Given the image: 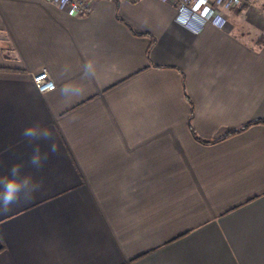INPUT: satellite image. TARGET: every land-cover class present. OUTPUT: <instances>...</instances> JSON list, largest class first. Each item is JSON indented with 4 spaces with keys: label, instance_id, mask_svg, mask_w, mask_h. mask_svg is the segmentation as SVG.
I'll return each mask as SVG.
<instances>
[{
    "label": "crops",
    "instance_id": "1",
    "mask_svg": "<svg viewBox=\"0 0 264 264\" xmlns=\"http://www.w3.org/2000/svg\"><path fill=\"white\" fill-rule=\"evenodd\" d=\"M221 13L196 33L161 0H0V174L42 182L0 215V264H264V0ZM190 123L256 124L204 144ZM44 128L58 152L34 172Z\"/></svg>",
    "mask_w": 264,
    "mask_h": 264
},
{
    "label": "built area",
    "instance_id": "2",
    "mask_svg": "<svg viewBox=\"0 0 264 264\" xmlns=\"http://www.w3.org/2000/svg\"><path fill=\"white\" fill-rule=\"evenodd\" d=\"M54 3L58 9L70 16H80L91 13L97 6L98 0H47ZM172 3L177 7L176 20L198 33L208 23L220 29H225L229 21L221 10L240 7L245 0H161ZM33 81L40 93L55 89L56 84L48 70L35 74Z\"/></svg>",
    "mask_w": 264,
    "mask_h": 264
},
{
    "label": "clouds",
    "instance_id": "3",
    "mask_svg": "<svg viewBox=\"0 0 264 264\" xmlns=\"http://www.w3.org/2000/svg\"><path fill=\"white\" fill-rule=\"evenodd\" d=\"M87 70V77L89 74L94 72L93 66L91 63L85 65ZM75 85L67 84L61 90V95L67 98V93L70 87ZM78 89V93L80 89ZM38 129L37 126H29L23 129L21 136L31 144L35 139L38 138ZM43 137L45 140L49 141V150L43 153L42 159L39 155L40 149L37 145L33 151L36 153L33 155L29 161L32 165L34 172H40L45 163L48 161L50 154L55 155L58 152V145L53 138V133L47 128H44ZM24 165L13 164L6 174H0V215L9 212L12 206L20 203L21 201L30 202L35 198V195L40 192L42 188V182L36 181L34 179V174H24L21 175V171Z\"/></svg>",
    "mask_w": 264,
    "mask_h": 264
},
{
    "label": "trees",
    "instance_id": "4",
    "mask_svg": "<svg viewBox=\"0 0 264 264\" xmlns=\"http://www.w3.org/2000/svg\"><path fill=\"white\" fill-rule=\"evenodd\" d=\"M256 123H261V122H256ZM256 123H250V124L246 125L245 127L241 128L240 130L232 131V132H230L228 135H226V136L223 137V138H227V137H229V136H231V135L237 134V133H239V132L245 130L247 127L251 126L252 124H256ZM189 127H190V131H191L192 135L194 136V138H195L197 141L201 142V143L208 144V143H212V142H215V141H220L221 139H223V138H221V139H217V140H206V139H203L202 137H200V136L196 133V131L194 130V128L191 126V123L189 124Z\"/></svg>",
    "mask_w": 264,
    "mask_h": 264
},
{
    "label": "rangeland",
    "instance_id": "5",
    "mask_svg": "<svg viewBox=\"0 0 264 264\" xmlns=\"http://www.w3.org/2000/svg\"><path fill=\"white\" fill-rule=\"evenodd\" d=\"M259 4H260V3H258L257 6H259ZM242 5H243V4H242ZM242 5H241V6H242Z\"/></svg>",
    "mask_w": 264,
    "mask_h": 264
}]
</instances>
